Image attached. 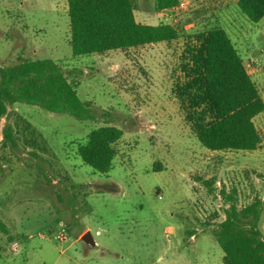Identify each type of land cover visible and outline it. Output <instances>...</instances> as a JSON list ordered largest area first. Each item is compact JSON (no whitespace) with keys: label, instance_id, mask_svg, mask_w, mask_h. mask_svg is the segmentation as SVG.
I'll return each mask as SVG.
<instances>
[{"label":"rangeland","instance_id":"rangeland-1","mask_svg":"<svg viewBox=\"0 0 264 264\" xmlns=\"http://www.w3.org/2000/svg\"><path fill=\"white\" fill-rule=\"evenodd\" d=\"M180 1L186 5L159 13L156 0H136L135 11L139 23L176 26L178 41L75 57L67 0H0V68L54 60L97 116L83 122L15 104L0 119V219L10 231L0 232V264H224L213 235L225 218L220 192L235 190L239 208L264 200V113L254 120L259 149L210 151L173 87L186 37L220 26L264 100V18L249 21L237 0ZM9 125L15 144L4 141ZM106 125L124 135L101 174L77 148ZM86 229L95 245L82 241Z\"/></svg>","mask_w":264,"mask_h":264},{"label":"trees","instance_id":"trees-1","mask_svg":"<svg viewBox=\"0 0 264 264\" xmlns=\"http://www.w3.org/2000/svg\"><path fill=\"white\" fill-rule=\"evenodd\" d=\"M179 2L156 0V10H173ZM67 4L69 43L75 57L103 55L112 50L126 53L182 37L174 25L137 22L136 0H67ZM237 7L251 22L264 18V0H237ZM176 78L173 95L185 122L203 147L214 152H252L260 148L262 136L254 120L264 113V100L224 29L214 26L186 37ZM15 104L37 106L83 122L97 119L92 104L80 99L77 87L51 59L20 58L17 63L0 68V119L8 116L9 107ZM21 122L23 130L35 136L32 125ZM3 133L5 143L15 144L11 125ZM123 135L116 126L99 127L89 134L85 144L78 146L77 154L96 172L108 174ZM30 144L37 147L33 141ZM204 184L212 193L210 183ZM220 194L225 200V218L213 235L224 253V264H264V200L256 198L239 208L235 190L231 194L222 190ZM0 232L10 235L1 219Z\"/></svg>","mask_w":264,"mask_h":264},{"label":"water","instance_id":"water-1","mask_svg":"<svg viewBox=\"0 0 264 264\" xmlns=\"http://www.w3.org/2000/svg\"><path fill=\"white\" fill-rule=\"evenodd\" d=\"M82 241H84L85 243L90 244V245H95L94 240H93L90 232H87L82 236Z\"/></svg>","mask_w":264,"mask_h":264},{"label":"built area","instance_id":"built-area-1","mask_svg":"<svg viewBox=\"0 0 264 264\" xmlns=\"http://www.w3.org/2000/svg\"><path fill=\"white\" fill-rule=\"evenodd\" d=\"M184 5H186V2L185 1H183V2H179V6L178 7H182V6H184ZM178 7H176V8H178ZM175 9V8H174ZM98 234V233H97ZM58 239L59 240H65V236L64 235H60V236H58Z\"/></svg>","mask_w":264,"mask_h":264},{"label":"crops","instance_id":"crops-1","mask_svg":"<svg viewBox=\"0 0 264 264\" xmlns=\"http://www.w3.org/2000/svg\"><path fill=\"white\" fill-rule=\"evenodd\" d=\"M4 221V220H3ZM9 227V226H8ZM88 232V230L86 229V230H84L82 233L84 234V233H87ZM34 236V234H32V233H30L29 234V238H31V237H33ZM192 238H193V236H192ZM95 243V242H94Z\"/></svg>","mask_w":264,"mask_h":264}]
</instances>
